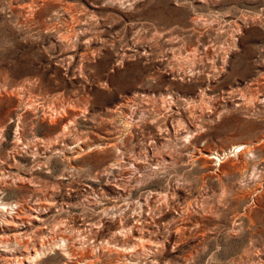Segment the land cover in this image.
<instances>
[{
	"label": "rangeland",
	"instance_id": "1",
	"mask_svg": "<svg viewBox=\"0 0 264 264\" xmlns=\"http://www.w3.org/2000/svg\"><path fill=\"white\" fill-rule=\"evenodd\" d=\"M0 129V264H264V0H0Z\"/></svg>",
	"mask_w": 264,
	"mask_h": 264
},
{
	"label": "bare ground",
	"instance_id": "2",
	"mask_svg": "<svg viewBox=\"0 0 264 264\" xmlns=\"http://www.w3.org/2000/svg\"><path fill=\"white\" fill-rule=\"evenodd\" d=\"M195 70V69H194ZM173 98V97H172ZM171 98V99H172ZM164 103V102H163ZM151 104V103H150ZM149 104V105H150ZM134 111V110H133ZM136 113V112H135ZM134 116V115H133ZM181 122V121H180ZM184 123V122H183ZM75 124V123H74ZM182 125V124H181ZM128 128V127H127ZM135 128V127H134ZM1 130V129H0ZM129 137V136H128ZM77 145V144H76ZM116 145V144H115ZM150 146H152V145H150ZM243 149V145L242 144H240V145H236V146H234V147H232V149H231V151H240V150H242ZM250 150V149H249ZM248 151V150H247ZM122 153V152H121ZM235 153V152H234ZM209 158H214L216 161H218V163H220L221 161H222V158L223 157H221L222 155H220V154H218V153H216V154H208L207 155ZM148 157V156H147ZM160 163V162H159ZM121 165V164H120ZM116 166V165H115ZM114 167V166H113ZM35 205H37V206H35V207H30V206H28V210H24L25 212H23V213H21V214H17V215H13V216H11L10 215V217L9 218H6L5 219V223L7 224V225H17V226H19L21 223H23L24 221H25V219H28V220H38V221H42L43 220V218L41 217V215L39 214V211L40 210H42V205L40 204L39 205V203L38 204H35ZM5 207V206H4ZM117 208V207H116ZM120 208V207H119ZM3 212V211H2ZM33 212H38V215H36L35 213H33ZM65 238V237H64ZM145 238V237H144ZM25 241V240H24ZM67 241V240H66ZM143 241V240H142ZM60 242V241H59ZM23 243V242H22ZM24 246H25V248L27 249L29 246V243H28V241L26 242V243H24L23 244ZM42 247H43V245H41ZM140 247V246H139ZM46 248V247H45ZM69 248V247H68ZM33 249H34V251H35V254H39V251L40 250H38L37 249V247H36V245H34L33 246ZM43 249V248H42ZM83 249V248H82ZM96 251V250H95ZM97 253V252H96ZM84 254V253H83ZM77 255V254H76ZM29 257H30V254L28 253V255L25 257V259H27V260H29ZM37 258V257H36ZM98 260H100V259H98ZM97 260V261H98ZM14 262H18V263H20V264H25V262L23 261V260H21L19 257H16L15 259H14ZM96 263V262H95ZM93 264V263H92Z\"/></svg>",
	"mask_w": 264,
	"mask_h": 264
}]
</instances>
